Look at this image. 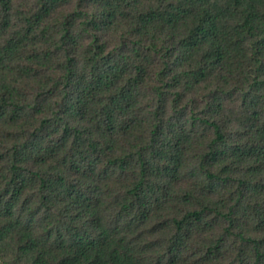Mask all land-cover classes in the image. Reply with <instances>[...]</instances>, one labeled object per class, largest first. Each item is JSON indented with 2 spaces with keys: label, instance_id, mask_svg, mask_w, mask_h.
I'll use <instances>...</instances> for the list:
<instances>
[{
  "label": "trees",
  "instance_id": "1",
  "mask_svg": "<svg viewBox=\"0 0 264 264\" xmlns=\"http://www.w3.org/2000/svg\"><path fill=\"white\" fill-rule=\"evenodd\" d=\"M0 264H264V0H0Z\"/></svg>",
  "mask_w": 264,
  "mask_h": 264
}]
</instances>
